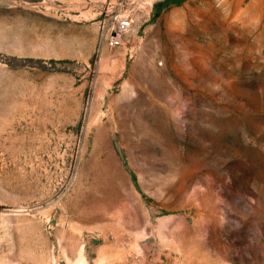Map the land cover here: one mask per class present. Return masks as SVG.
Segmentation results:
<instances>
[{"label": "rangeland", "instance_id": "374dc122", "mask_svg": "<svg viewBox=\"0 0 264 264\" xmlns=\"http://www.w3.org/2000/svg\"><path fill=\"white\" fill-rule=\"evenodd\" d=\"M0 264H264V0H0Z\"/></svg>", "mask_w": 264, "mask_h": 264}, {"label": "built area", "instance_id": "2783aa9c", "mask_svg": "<svg viewBox=\"0 0 264 264\" xmlns=\"http://www.w3.org/2000/svg\"><path fill=\"white\" fill-rule=\"evenodd\" d=\"M113 21L114 26L111 33L104 38L105 46L110 49L119 48L123 45V36L130 27L128 17L122 14H116Z\"/></svg>", "mask_w": 264, "mask_h": 264}]
</instances>
